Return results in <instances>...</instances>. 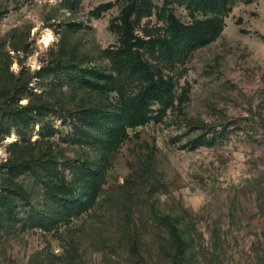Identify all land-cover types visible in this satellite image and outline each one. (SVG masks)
I'll list each match as a JSON object with an SVG mask.
<instances>
[{"label":"rangeland","instance_id":"rangeland-1","mask_svg":"<svg viewBox=\"0 0 264 264\" xmlns=\"http://www.w3.org/2000/svg\"><path fill=\"white\" fill-rule=\"evenodd\" d=\"M211 15L197 42L170 18ZM90 68L115 89L79 83ZM151 79L172 96L107 150V112ZM101 165L65 213L50 185L84 195ZM179 258L264 264V0H0V264Z\"/></svg>","mask_w":264,"mask_h":264},{"label":"trees","instance_id":"trees-1","mask_svg":"<svg viewBox=\"0 0 264 264\" xmlns=\"http://www.w3.org/2000/svg\"><path fill=\"white\" fill-rule=\"evenodd\" d=\"M170 18L181 32L182 37L189 42H197L206 39L211 31L220 27L222 21L221 17L215 15L197 19L189 23L176 21L173 17ZM56 67L61 69L63 65L57 62ZM86 72H88L89 78L86 77L85 73H82L81 77L79 76L78 78L79 83L101 92L115 89L113 81L109 80L102 70L90 68ZM171 96L172 91L166 82L157 81V83H155L151 79L144 88L138 90L135 94L122 97L117 105V109L107 112L104 121L107 125L103 128V130H105L103 147L109 151L117 148L120 143L129 137V127L143 124L155 118L157 113L159 114L161 108L157 110L156 114L150 113L152 101H160L164 98L168 99ZM105 168L106 167L101 165L99 168L87 171L84 195H73V187H70L63 180L53 182L50 185L51 190L61 202V206L65 213L77 215L91 206L97 196L101 182L104 180ZM172 234L180 241L176 232ZM181 243L182 242L177 246L178 249L176 248L180 253L183 252H181ZM172 264H181V258H179V261H173Z\"/></svg>","mask_w":264,"mask_h":264}]
</instances>
